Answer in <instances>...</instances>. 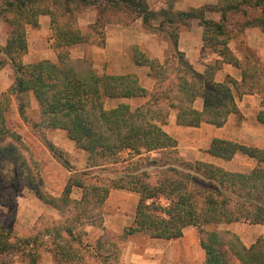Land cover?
Returning <instances> with one entry per match:
<instances>
[{
	"label": "trees",
	"instance_id": "obj_1",
	"mask_svg": "<svg viewBox=\"0 0 264 264\" xmlns=\"http://www.w3.org/2000/svg\"><path fill=\"white\" fill-rule=\"evenodd\" d=\"M86 6L96 7L97 14L83 32L79 17ZM207 12L219 13V20L206 17ZM43 14L51 17L57 61L23 63L28 50L26 28L38 27ZM119 14L127 16L125 25L140 19L144 27H154L157 21L156 30L170 40V53L161 62L138 46L132 48L133 62L149 67L154 79L151 90L134 74L99 73L87 59L70 55L69 48L79 43L104 47L105 28ZM0 19L6 33L0 70L9 64L13 73L7 91L0 94V205L11 216L19 190L26 186L59 214V218L39 215L25 236L0 221V258L15 251L28 264H39L42 253L49 252L59 264H113L120 245L131 235L176 239L192 226L204 250L203 264H264V238L247 246L233 231L218 228L240 221L264 225V148L214 138L206 150L210 155L229 160L242 153L256 161L248 172H233L185 160L177 141L163 129L172 109L179 125L221 127L229 115L239 113L236 98L246 94L259 96L256 119L264 124V61L243 46L246 28L264 32V0H219L189 10L158 11L150 8L148 0H2ZM195 19L203 29V46L218 56L203 72L195 70L177 47L180 31L190 28ZM233 39H239L236 48L241 59L230 48ZM224 64L238 68L241 80L227 76L216 81L215 73ZM31 95L39 109L33 126L64 130L86 153L85 168L75 171L58 195L46 190L7 117L14 102L25 119V99ZM134 97L146 101L132 108L125 100ZM108 99L119 102L106 107ZM31 131L53 157L73 170L53 143ZM74 189L81 191L79 196L73 195ZM112 189L138 194L132 221L116 240L91 239L88 228H104V206Z\"/></svg>",
	"mask_w": 264,
	"mask_h": 264
},
{
	"label": "crops",
	"instance_id": "obj_2",
	"mask_svg": "<svg viewBox=\"0 0 264 264\" xmlns=\"http://www.w3.org/2000/svg\"><path fill=\"white\" fill-rule=\"evenodd\" d=\"M148 1L150 8L154 7L153 9L155 11L166 8L167 5L166 0H158V5H153V0ZM218 1L219 0H179L175 3V9L189 10L191 8H200L207 4L215 5ZM211 13H216V15L208 16L209 13H206V17L219 20V13ZM96 14L95 11L89 23H92L95 20ZM38 23V27L27 26L26 28L28 50L21 59L23 63H35L41 60L56 62L57 51L52 48L53 38L50 25L51 17L48 14L40 15ZM131 27L133 26L130 24L125 27L117 26L109 30L105 39L104 47L87 43L76 44L70 49V55L73 58L88 57L93 61V67L96 69H99L100 67L105 68L101 70L102 73L105 72L112 75L127 73L134 74L139 78L140 83L147 90H151L153 88L154 79L149 75V67L136 65L133 62L132 54L129 53V44L132 43L129 41L126 42V39L132 36L131 31L134 28ZM106 29L108 30L109 28ZM143 34L145 33L137 30L134 37L137 38L138 35ZM202 34V26L199 24V21L195 19L190 28L180 31L177 43L178 49L184 52L190 64H192L193 68L199 72H203L207 63L218 58L215 53H211L203 46ZM243 39V46L255 51L260 59L264 61V32L258 27H249L244 31ZM5 41L6 39L1 38L0 46H3ZM132 42L138 43L136 40H133ZM240 44H242L241 41ZM229 45L234 53L241 59V54L235 46L236 43L230 42ZM74 48L75 52L72 51ZM103 60L104 64L102 63ZM11 71L9 64L5 65L0 70V94L7 91L11 84L10 77H6V73L11 74ZM227 76H231L237 81L241 80L240 70L230 64H224L215 73L214 79L218 82H222ZM125 101L128 102L132 108H135L144 103L146 98L134 97ZM201 104L200 100L196 102V106L199 108L201 107ZM236 104L239 113L229 115L227 122L221 127L209 123H202L197 127L179 125L176 122L177 112L172 109L168 114L166 124L163 125V129L177 141L176 147L178 153L185 160L204 161L233 172H248L256 166V161L254 159L247 157L242 153H236L232 159L225 160L210 155L206 151L214 138L231 140L242 145L264 148V124L256 119V113L259 109V96L256 94L243 95L242 97L236 98ZM11 110L13 112L15 111L14 104H11ZM58 131L63 130L56 129L53 130L52 133L55 135ZM127 192L132 195V202L128 205L129 209L126 210L127 212L134 211L138 202V194L133 191L112 189L109 192L106 203L110 201L111 198ZM124 206L127 207L126 205ZM114 212L116 213H114L115 218L121 221V224L119 223L120 227L130 224V222H126L124 218L120 216L124 215V212L117 209H115ZM246 225L257 231L254 239H251L247 243L242 238L243 236L241 232V227ZM218 228L233 231L247 246L258 238H264V225L260 224H249L240 221L221 223L218 225ZM125 245L127 247V253L129 252L133 257V259L131 258V261H127L130 264H203L205 258L204 250L199 242L197 230L192 226L185 227L183 229V235L176 239L167 240L150 238L142 234L131 235L127 238ZM134 254H138L139 257L134 258Z\"/></svg>",
	"mask_w": 264,
	"mask_h": 264
},
{
	"label": "rangeland",
	"instance_id": "obj_3",
	"mask_svg": "<svg viewBox=\"0 0 264 264\" xmlns=\"http://www.w3.org/2000/svg\"><path fill=\"white\" fill-rule=\"evenodd\" d=\"M153 5L158 3V0H153ZM176 1L179 0H166V8L174 10L176 8ZM2 0H0V3ZM149 3V1H148ZM158 5V4H157ZM150 6V5H149ZM152 7L151 9H153ZM154 10V9H153ZM160 10V9H158ZM96 11V7L94 6H86L80 13L79 17V26L81 27L83 32L88 30L89 22L93 17L94 12ZM211 16H215L216 13L207 12ZM211 18V17H209ZM113 22L111 25L114 27L120 26L125 27V22L127 20V16L123 14H119L118 16L112 17ZM155 24V25H154ZM110 24L106 26L109 28L108 30L105 28L106 37L109 33V30L114 27ZM134 28L131 31L133 36H130L126 39V42H130L129 44V53L133 54L132 48L137 45L141 51H143L148 57L156 59L157 61H163L164 58L169 55L171 50V44L168 36L165 32L157 31L156 25L157 21H154V27H144L140 19L135 20L131 24ZM142 31L145 34L138 35L137 38L134 37L136 32ZM148 34V35H147ZM151 34V35H149ZM153 34V36H152ZM6 39V33L4 30L3 23L0 19V39ZM136 40V42H132ZM231 42L236 43V47H239L238 42L239 39L231 40ZM95 45V44H90ZM98 46V45H97ZM100 47V46H99ZM72 48V47H71ZM69 48V51L70 49ZM54 49V48H53ZM55 50V49H54ZM56 51V50H55ZM75 52V48L72 50ZM77 51V50H76ZM260 58L258 55H256ZM87 59L89 64L93 67V61L88 57H83ZM104 64V60L102 61ZM101 65V63H100ZM98 67V66H97ZM97 72L101 73L103 67H98L96 69ZM12 72V71H11ZM6 77H10L11 81L13 79V73H6ZM9 79V78H8ZM7 81V80H6ZM28 100V105L25 108L26 118L23 119L19 116L16 103H12L15 105V111L11 110V106L7 112L8 120L12 122L15 131L21 136V140L24 143L25 155L29 158L33 168L36 172H38L46 190L53 194L58 195L61 193L67 179L75 174L74 172L77 170H82L86 165V153L80 149H77L72 141H70L66 132L58 131L55 135L52 133L53 130H43L42 128L33 126L34 122L39 120V109L36 101L32 96L26 98ZM119 101L118 100H106V107H113ZM32 129H34L38 134L42 135L45 139L50 141L57 147L58 150L61 151L62 160L68 161L69 165L73 170L69 171L64 165H62L48 150L45 144L38 138L37 135L32 133ZM152 156H157V154L152 153ZM82 166V167H81ZM122 168L118 169L120 171ZM102 175V174H101ZM81 191L79 189H74L73 195L79 196ZM132 195L130 193H123L120 196H115L108 201L104 206V228H88L87 234L89 238L95 239L99 236H102L105 240H116L117 236L120 234L123 227H120L121 221L115 218L114 210L117 209L121 212H124V215H120L127 222L132 221L134 211L127 212L126 209H129L128 205L132 202ZM126 205L127 207H125ZM44 214L47 217L51 218H59V214L54 209L43 204L38 198L35 197L33 192L28 187H22L19 190V194L17 197V203L15 205L14 213L9 214L4 207L0 205V221L5 226H10L11 229L16 232L18 235L25 236L28 235L39 215ZM116 214V213H115ZM10 217V218H9ZM130 220V221H129ZM120 223V224H119ZM242 238L247 243L251 239H254L257 231L252 229L251 227L242 226L241 227ZM146 236V235H144ZM127 241V240H126ZM126 241L120 245V255L118 261L113 264H130L127 262L131 261L133 257L130 253H127V247L125 245ZM138 254H134V258H138ZM28 264V262L20 257L15 251H12L9 255L3 256L0 258V264ZM132 263V262H131ZM39 264H59L57 263L52 255L49 252H43L41 255V259Z\"/></svg>",
	"mask_w": 264,
	"mask_h": 264
}]
</instances>
